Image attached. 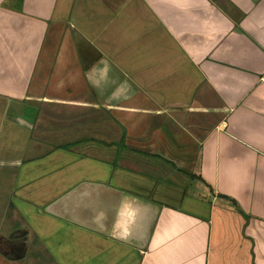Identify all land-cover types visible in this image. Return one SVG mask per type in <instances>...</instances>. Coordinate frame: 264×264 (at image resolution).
<instances>
[{
  "label": "crops",
  "instance_id": "crops-1",
  "mask_svg": "<svg viewBox=\"0 0 264 264\" xmlns=\"http://www.w3.org/2000/svg\"><path fill=\"white\" fill-rule=\"evenodd\" d=\"M6 167L54 264H264V0H0Z\"/></svg>",
  "mask_w": 264,
  "mask_h": 264
},
{
  "label": "rangeland",
  "instance_id": "rangeland-1",
  "mask_svg": "<svg viewBox=\"0 0 264 264\" xmlns=\"http://www.w3.org/2000/svg\"><path fill=\"white\" fill-rule=\"evenodd\" d=\"M40 127H42L40 125ZM40 127L34 128L32 131V134L29 133V131H22V134L20 137L13 136L12 139L9 138V133L7 134V137L5 138L7 145L12 147V149H16L20 146H23L25 148L23 151H18L20 155H28L31 153H34L35 149L33 148V143H36L35 139L37 138V135L40 133ZM7 133V131H6ZM29 135H32V137H29ZM18 139L16 140V138ZM48 140L44 141L40 139L39 141V151L45 152L47 148L50 146V138L47 137ZM29 141V142H28ZM42 141V143H41ZM29 143V144H28ZM33 148V149H32ZM10 149V150H12ZM29 152V153H28ZM31 152V153H30ZM15 151L11 152L6 155L5 159L9 161L10 159H14L16 157L15 154H19ZM26 153V154H25ZM3 170L6 172V174H1L0 177V189H5L3 194L9 192L10 188V180H12L11 174L12 170H9L8 167H6ZM2 191V190H1ZM13 208L11 206H7L6 210L5 207L2 206V199L0 198V255L2 256L3 253H5L4 259L6 260L7 264L8 260H14V263L18 264H54L52 259L50 258V255L46 252L44 246L40 241L36 239V237L30 233L27 230V235L24 234V230H20V228L25 229V226L22 225V222L18 220V218L13 215ZM4 239L6 242H4ZM7 244V245H6ZM10 244V245H9ZM12 246L11 248L8 247ZM13 256V257H11ZM11 259H9V258ZM4 260L1 258L0 262H3ZM4 262V263H5ZM13 263V264H14Z\"/></svg>",
  "mask_w": 264,
  "mask_h": 264
}]
</instances>
